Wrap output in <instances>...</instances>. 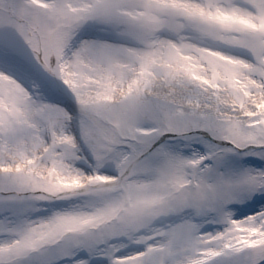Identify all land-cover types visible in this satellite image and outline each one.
Returning <instances> with one entry per match:
<instances>
[{
	"label": "snow or ice",
	"instance_id": "snow-or-ice-1",
	"mask_svg": "<svg viewBox=\"0 0 264 264\" xmlns=\"http://www.w3.org/2000/svg\"><path fill=\"white\" fill-rule=\"evenodd\" d=\"M0 264H264V0H0Z\"/></svg>",
	"mask_w": 264,
	"mask_h": 264
}]
</instances>
